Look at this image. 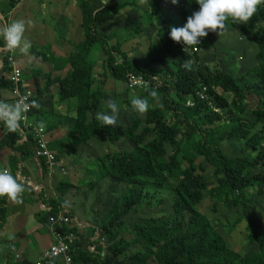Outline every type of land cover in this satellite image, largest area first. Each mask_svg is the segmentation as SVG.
Segmentation results:
<instances>
[{"label":"trees","instance_id":"obj_1","mask_svg":"<svg viewBox=\"0 0 264 264\" xmlns=\"http://www.w3.org/2000/svg\"><path fill=\"white\" fill-rule=\"evenodd\" d=\"M20 1L9 0V5L15 9ZM77 2L82 12L81 38L67 43L65 57L47 45L34 46L25 56L35 60L19 67L23 72L21 92H33L32 87L40 90L36 98L31 97L40 105L41 97L38 101L37 96L47 95L40 83L47 89L58 85L59 101L75 113L72 119H60L72 125L62 149L77 145L100 149L95 163L83 174L84 183L92 179L84 202L88 194H98L103 182L116 187L106 192L99 208H93L88 226L81 227L64 200L77 185L65 178L58 185L57 199L47 198L51 207L40 217L43 226L49 229L50 217L59 207L68 206L64 210L73 220L71 231L82 238L89 227L85 237L89 246L76 252L75 264H264V222L259 224L248 215L250 206L264 213V3L247 23L231 18L225 21L224 29L238 31L257 47L254 64L237 75L235 62L226 71L224 62L210 68L197 62L198 53H184L183 42L168 37L172 27H183L187 17L199 10L196 0H178L176 4L147 0L148 25L155 22L153 17H160L161 22L156 37H150L149 65L139 67L123 42L112 43L115 32L101 30L113 23L119 4L95 10L88 0ZM167 3L179 8L163 17ZM212 35L209 32L204 37L203 45L186 47L203 51L210 47ZM211 47L216 49L214 44ZM10 55L7 52L3 62L4 70L11 74L14 60ZM187 59L193 62L191 70L181 67ZM129 74L148 79L164 75L166 80L160 86L152 82L158 85V99L139 90L137 96L148 98L150 105L144 119L135 112L129 125H123L119 118L114 126L102 125L95 114L103 108L110 111L107 100H114L119 109L124 104L131 106ZM168 80H174L173 87ZM13 89L10 78L0 77V99L2 91ZM41 110V105L32 108L30 118H36ZM39 120L37 117L36 124ZM60 121L48 124V137ZM4 134L0 151L8 148L13 152L11 174L17 176L20 161L35 157L34 137L27 134L24 140L21 128L17 132L5 128ZM99 137L105 143L98 144ZM50 149L55 150L52 145ZM55 155L60 164L62 156ZM38 160L48 173L45 161ZM171 183L175 185L168 198L171 211L158 218L141 216L148 189L154 187L158 192ZM203 198L211 201L214 210H227L229 221L213 225L199 209ZM7 201V197L0 199V227L5 224ZM96 233L97 240L91 241ZM16 256L17 262H22L23 258Z\"/></svg>","mask_w":264,"mask_h":264},{"label":"crops","instance_id":"obj_2","mask_svg":"<svg viewBox=\"0 0 264 264\" xmlns=\"http://www.w3.org/2000/svg\"><path fill=\"white\" fill-rule=\"evenodd\" d=\"M88 1L92 4L95 10L118 3L119 7L114 11L115 18L118 16L126 18L127 16H130L133 11H136L137 9L139 10L140 8L142 9L139 11L144 14L147 13L149 9L148 2L142 5L139 3V0ZM19 19H23L25 22H32L30 26L26 23V31L24 33V38L31 44L29 53L33 50L34 46L47 45L51 47L52 51L57 53L58 56L65 57L69 51V44L67 43L75 39L74 36L76 32L78 33V28L79 30H82V12L77 0H21L15 9L10 7L9 0H0V24L5 22L11 23L13 20ZM76 19L79 20V25L75 24ZM17 51L19 55V49L15 52L10 51V56L14 60V62L12 61L13 66L24 68L21 63H16V60L19 58ZM7 52L9 51L5 48L3 39L0 38V77L8 79L10 73L4 70L5 65L3 62ZM183 52L186 54L189 53V55L192 56L193 53L197 51L195 48L189 49L185 46L183 47ZM33 59L34 57L27 60L34 61L35 59ZM95 65L99 66L98 63H95ZM55 74L53 77H55ZM158 78L159 77L155 78V81L160 86L162 85V82L166 80V77L162 75L159 80ZM168 82L169 85H172L174 80H168ZM158 85H154V90H158ZM31 89L36 90V88L33 87ZM42 90L47 94V99L54 98V101H59L58 85L49 86L48 89L44 85ZM0 100L13 103L12 91H2ZM39 102L42 106V112L45 111L49 117L52 116L47 121V125L43 123L46 128L49 123L58 122L63 117L68 119L75 117V113L71 111L70 106L66 103H61L59 101L62 106L61 108H58L55 105L51 106L49 101L45 102L44 97L43 99L41 98ZM45 104L47 109L44 108ZM36 119L37 116L31 121L34 122ZM47 119H45V121ZM71 126L70 122L66 124L64 119L61 120L56 128L53 127L49 131V144L54 147L55 150L52 149L53 152L62 156L61 161L68 158L69 161L70 159H74L72 163L75 162L76 159L81 162L83 161L81 158L85 155L83 147L86 145H77L62 149L65 139L71 132ZM5 128L6 126H4L3 123H0V139L5 135ZM23 137L27 139L28 136L25 134ZM11 155L14 154L8 148L0 151V170L7 169L11 172ZM44 171L42 163L35 157L25 158L20 161L17 176L25 178V180L30 181V183H26L25 185V191L21 196V203L17 204L9 199L7 201L5 224L0 227V264H17L18 262L15 257L17 254L23 258L22 262H20L21 264H25L26 262L30 264H38L44 250H47L54 241L50 228L46 229V227L43 226L40 217L51 207V205L48 204L50 200L47 198L56 200L58 185L64 180V177L66 179L69 178H67L68 175L65 176L63 175L64 173L60 171L51 176ZM64 200L67 202L66 205L70 206L75 215L74 221L81 227L88 226V222L91 218L89 219L90 216L86 214V203L77 200V204L71 193H68L67 196L64 197ZM68 206L59 207L58 210L66 209ZM89 233L90 229L87 227V229L84 230L85 237H87V234ZM97 236L98 233H96L94 237H90V240L96 241L98 238ZM85 237H79L80 249L89 246V241L87 242ZM101 242L105 248V241L102 239Z\"/></svg>","mask_w":264,"mask_h":264},{"label":"rangeland","instance_id":"obj_3","mask_svg":"<svg viewBox=\"0 0 264 264\" xmlns=\"http://www.w3.org/2000/svg\"><path fill=\"white\" fill-rule=\"evenodd\" d=\"M164 7L166 8V11L162 13L163 17L167 15V13L170 14L172 11H176L179 6L173 7L172 4L167 3L164 4ZM140 8L139 10H141ZM138 9L136 11H133L130 16H127L126 18H121L120 16L116 17L113 23H109L107 25L102 26L101 30L106 31L108 30L110 33L115 32L116 37L112 41L113 44H116L117 42H123V48L130 53L131 58L133 59L135 65L139 66H145L149 62V56L147 54L149 44H150V37H156V31L158 30V25L161 22L160 17H153V21H155L152 25H148L147 19L149 18V13H144L139 11ZM117 14V13H116ZM161 15V16H162ZM132 17V18H131ZM140 17V18H139ZM76 25H79V20L76 19L75 22ZM83 34L82 30L78 28V33L76 32L74 38L80 39L81 35ZM201 43L199 45H203L206 41L205 38H200ZM214 44V47L216 49H213L211 45ZM211 45L210 47L205 46V50L203 51H197L198 58L197 62H202L210 68H216L219 66V63L224 62V65L226 67L223 68L224 71L228 70L230 66H232L235 62V67L238 70L237 75L239 73H243L246 71V68L250 65L252 66L254 56L257 52V47L254 43H252V40L250 38L242 37L238 31L233 30H227L222 29L219 31V33L213 32V35L211 36ZM190 47V46H189ZM209 48V49H208ZM234 55H231V54ZM19 62L22 65H27V63H30L31 60H27L26 56L24 54L19 53ZM243 57L241 60L240 57ZM198 64V63H197ZM149 65V64H148ZM157 66V65H155ZM160 69V66H157ZM145 81H147L151 86L149 87V93L154 90L151 89V87H154L152 82H155L154 79H148L145 75H140ZM160 78V76H158ZM158 78V80H159ZM42 80H44V77H42ZM171 85V84H170ZM174 85V82L171 86ZM44 84L40 83V88H43ZM129 87V83H128ZM132 90L130 96V100H132L133 97H138L139 90L143 91V88L136 86L133 88H130ZM156 91V90H155ZM34 92V94H32ZM29 90L30 96L36 98V95L40 94V90ZM158 93V91H156ZM147 93V92H145ZM45 94V93H44ZM159 95V94H158ZM161 95V94H160ZM38 101L40 97L43 99L45 98V102L48 101L47 97L44 95H39ZM123 98H125V94H123ZM52 99V98H51ZM50 99V100H51ZM148 99V98H147ZM44 102V101H42ZM122 103V102H121ZM157 104V102L155 103ZM51 106L55 105L58 108H61V103L59 101H53L50 103ZM252 105V102L250 100L249 106ZM44 108H46V104L44 105ZM119 108V107H118ZM44 109V110H45ZM104 111V108L102 109ZM100 112V111H99ZM139 114L143 119L146 116V113L140 114L139 112L135 111L132 106L129 107L125 104L120 107L119 109V116L118 118L121 120L123 125H129L130 119L132 116H134V113ZM38 118H40L39 121L45 123L47 125V121L52 117L48 116L45 111L41 112L37 115ZM45 121V119H47ZM44 119V120H43ZM101 142V143H100ZM98 144L105 143L103 137L98 138ZM84 146V145H83ZM102 147V146H101ZM84 157L81 158L83 161H78L77 159L75 162L72 163L73 160L68 158H65L63 161H60V166L63 168H66V172H63V175H68V180L72 183L76 184L77 188L72 189L71 193L74 199L80 200L83 202L85 200L84 193L89 189V183L83 182V174L88 170V167L95 163V159L99 157V148H95L91 145H86L83 147ZM82 148V149H83ZM86 158V159H85ZM82 178V179H81ZM89 179V178H88ZM65 180V177H64ZM79 182H82V184H79ZM174 183H171L169 187H163L160 188L158 192H155L154 187L148 189V194L146 195L145 199L143 200L142 208L140 211V215H144L145 217L149 218H158L163 215L168 214L171 211V205L168 200L169 196L173 192ZM98 187V186H97ZM96 187V188H97ZM116 185L115 183H106L103 182L102 185L97 188L98 194L91 195L88 194V200L85 201L86 203V214L89 217V219L93 216V208H99L103 201L106 199V192L110 191L112 189H115ZM94 188V189H96ZM78 197V198H77ZM2 199V197H0ZM114 201V200H113ZM161 201V203H160ZM67 203V202H66ZM78 204V202H77ZM264 208V202L261 205ZM70 207V206H69ZM199 209L202 213H205L206 217L210 220V222L213 225H218L223 222H228V214L227 210H224L222 208L214 210L211 206V201L208 198H203L202 202L199 204ZM71 210V208H70ZM134 216V213L131 214ZM249 218L257 223L264 222V213L261 214L260 210L257 208L250 206L248 210ZM240 216L239 214L237 215ZM243 225V223H242ZM137 250V249H135Z\"/></svg>","mask_w":264,"mask_h":264},{"label":"clouds","instance_id":"obj_4","mask_svg":"<svg viewBox=\"0 0 264 264\" xmlns=\"http://www.w3.org/2000/svg\"><path fill=\"white\" fill-rule=\"evenodd\" d=\"M178 0H171L176 4ZM140 4L147 3V0H139ZM199 10L194 11L187 17L183 27H172L170 38L174 42H183L185 46H198L200 38L206 37L209 32L219 33L224 29L225 21L231 18L234 22L247 23L257 12L258 7L264 0H196ZM26 23L30 26L31 21L25 22L23 19L13 20L11 23L0 24V38L3 39L5 48L15 52L19 49L21 54L27 55L31 44L24 38ZM192 61L187 59L181 65L186 70L192 69ZM149 96L158 99V93L152 90ZM109 112L100 111L95 114V119L105 126H114L119 116L117 103L109 99L105 102ZM132 108L144 114L149 110V101L146 98L133 97ZM37 101H28L26 96L20 97L14 103L0 100V123L6 126L9 132H17L20 122L25 119L24 114L31 108H39ZM39 128L43 131L44 124L40 122ZM26 181L21 176H13L7 169L0 170V197H7L14 203H21V196L25 191Z\"/></svg>","mask_w":264,"mask_h":264},{"label":"built area","instance_id":"obj_5","mask_svg":"<svg viewBox=\"0 0 264 264\" xmlns=\"http://www.w3.org/2000/svg\"><path fill=\"white\" fill-rule=\"evenodd\" d=\"M170 37V35H169ZM10 80L14 84V89L12 94L15 101L20 97L26 96L28 101H31V96L29 92H21V83L23 82V72L22 70L15 66L10 74ZM129 88L139 86L143 88L145 92L149 91L151 86L147 81H145L140 75L129 74ZM152 89L154 87H151ZM190 106L191 103H188ZM32 108L24 114L25 119L21 121V132L23 135L32 134L35 141V157L37 159L44 160L48 167V174L51 176L56 172H66V168H62L57 161L55 153L50 149L49 137L47 135L46 127L44 126L43 131L40 130L39 124L31 121L30 112ZM26 140L25 137H23ZM68 211L62 209L55 216L50 217V232L53 236L52 245L43 252L38 264H50L53 260H60L61 264H75V254L80 249L79 247V236L72 232L70 229V224L73 220L68 216ZM19 262V256H16ZM20 264V263H18Z\"/></svg>","mask_w":264,"mask_h":264}]
</instances>
